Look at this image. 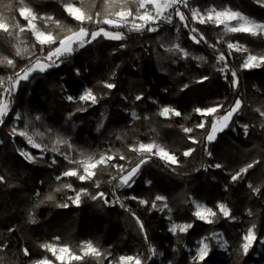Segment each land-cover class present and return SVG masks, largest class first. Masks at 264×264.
Here are the masks:
<instances>
[{
	"label": "trees",
	"instance_id": "obj_1",
	"mask_svg": "<svg viewBox=\"0 0 264 264\" xmlns=\"http://www.w3.org/2000/svg\"><path fill=\"white\" fill-rule=\"evenodd\" d=\"M71 3L84 7L94 18L96 12L101 13V18L105 15L104 0H84L83 5L80 0H25L38 15H50L62 25L77 29L78 22L64 10V5ZM7 5L12 6L11 13ZM20 6L19 0H0V11L15 15L24 26L27 22L19 16ZM132 7L135 10V6ZM212 7L231 8L264 22V7L256 0H189L187 8L181 7L189 18L188 28L173 14L172 24L162 23L157 32L120 29L125 39L108 40L101 36L78 49L59 67L34 73L28 81L20 83L11 110L0 125V176L4 177V182H0V264H35L45 256L53 258L41 247L49 243L67 245L80 254L81 244L86 241H91L102 255L69 264H109L117 262L120 256L137 255L144 264L160 261L192 264L186 247L215 232L222 235L226 247L222 250L210 240L215 253L213 264H264V248L259 251L255 246L247 256L241 250L242 236L252 224L256 225L257 236L264 238V117L256 111H264V67L251 71L240 67L249 53L264 55V37L225 33L223 26L191 20L190 9L199 8L203 12ZM36 23L41 30L52 31L54 35L66 34L52 22L47 26L42 20ZM84 26L90 31L108 28L92 23ZM193 27L196 33H191ZM200 34L204 40L199 44L190 38L196 35L199 39ZM20 40L24 41L21 47L28 46L34 56H16L17 41L0 33V57L15 61L14 68L6 62L0 63V77L4 79L0 92L8 86L9 76H14L35 56L46 55L48 50L45 48L41 53L39 45L31 48L35 41L30 31L21 33ZM237 41L248 52L232 51L229 55L227 43ZM176 43L188 52L187 58L165 50ZM221 52L228 65L224 72L219 70L223 63H217ZM231 70L237 72V87L231 84ZM203 77L208 79L198 82ZM104 82L115 84V88L106 89ZM89 88L98 97L95 105L78 101L82 91ZM69 95L77 99L70 102L66 99ZM137 95L143 98L137 101ZM237 98L242 101L241 109L233 116L229 127L219 133L214 142L208 143L205 136L213 117H202L194 110L222 104L224 107L217 113L222 115ZM161 106L174 108L181 116L161 117L158 114ZM84 108L87 110H77ZM132 112L138 119L132 117ZM17 113L21 119L14 124ZM36 116L41 119L36 120ZM201 120L206 122L205 129L196 127ZM25 125L29 134L42 145L32 151L34 162L19 154L18 150L27 145L26 139L11 135L13 127L24 129ZM243 125H248L247 135ZM184 128H192L193 132L185 133ZM37 132L42 135H34ZM57 136L66 139L71 148L64 144L56 146L59 151H53ZM189 136L200 142L192 143ZM140 143L164 147L177 157L178 164L169 166L152 155L141 166L131 187H118V182L112 180L118 170L111 165L131 167L147 157L148 154L142 156L129 150ZM189 148L194 151L185 157L183 152ZM64 154L73 160L87 156L98 159L102 154L113 155L115 159L108 167H98L92 179L80 181L76 177H62L67 169L79 167L70 164ZM120 155L125 159H119ZM254 161L259 162L237 181L231 180L240 168ZM216 164L222 167L215 168ZM65 184H71L72 189L63 188ZM249 184L258 187L260 192L254 193ZM57 188L60 191H56ZM82 188L87 189L89 195H82L77 206L68 198ZM100 192L105 193L110 203L91 199ZM49 195L52 200L46 199ZM158 195L166 200L157 201L153 208L152 202ZM193 198L217 211L211 218L212 223L193 216ZM141 200L148 203L141 204ZM65 203L68 207L58 206ZM218 203L230 209L231 217L219 213ZM137 219L143 224V231ZM186 223H194V228L186 233L169 231L172 224ZM150 246L160 255L159 259H149ZM24 249L28 250V255L24 254Z\"/></svg>",
	"mask_w": 264,
	"mask_h": 264
},
{
	"label": "snow or ice",
	"instance_id": "obj_2",
	"mask_svg": "<svg viewBox=\"0 0 264 264\" xmlns=\"http://www.w3.org/2000/svg\"><path fill=\"white\" fill-rule=\"evenodd\" d=\"M256 2L264 7V0H256ZM20 7L18 9L19 16L26 21V25L22 26L20 22L16 19L15 15H6L4 11H0V33L5 34L8 38L14 39L17 43L14 45L16 51L15 55L23 57L28 55L29 57L34 56V52L29 51L28 46L21 47L24 44V41L20 40V34L27 31H30L32 36L34 37L35 43L31 45L32 49H35L37 45L40 47L41 53L45 52V48H47L46 55L43 56H35V59H30V62L23 68H21L18 72L15 73L14 76H9L8 86L3 88V92H0V125L4 124V118L9 114L11 110V103L15 92L18 90V87L22 81H28L30 77L34 73H44L48 69L53 67H59L60 63H63L65 59L70 58L74 52L78 49L85 47L86 44L92 43L99 37H103L108 40H123L125 39V34L120 29H127L129 32H157L159 31V26L162 23L172 24L173 22V14L175 17H178L179 21L183 24L185 28L189 27L188 17L181 11V7L187 8L189 6V0H104L105 7V15L101 18V13L96 12L95 18L90 13V11L86 10L84 7H77L73 4H65L64 10L68 16H70L73 20L78 22V28L73 29L72 27H67L61 24V21L56 20L54 17L50 15H38L35 13L31 7L25 4V0H19ZM81 5L84 4V0H80ZM135 6V10H133L132 6ZM8 12L11 13L12 6L7 5ZM191 11V20L195 23L199 24H207L212 23L217 27L223 26V31L225 33H242L247 34L253 37L259 36L264 37V22H258L255 19L243 14L240 11L232 10L231 8H221L217 9L215 7L209 8L206 11H201L199 8H192ZM42 20L45 23V26L49 22L54 23L57 27L64 29L66 32L62 37L58 35H54L52 31H44L37 25L36 21ZM86 23H92L97 26L99 25H107L108 28L98 27L96 30L90 31L84 25ZM18 29V31H17ZM110 29H115L110 30ZM191 33H196V28H191ZM190 38L197 44H199L204 37L200 34L199 39H197L196 35H191ZM206 42V41H205ZM219 43V41H218ZM164 47V45H161ZM211 47H215L214 45H210ZM227 48L229 49V55H231L232 51L237 52H248V49L241 45L238 41L228 42ZM168 52L180 53L182 58L188 57V52L180 47L178 43L171 44L165 49ZM198 59L204 60V57H199ZM8 66L15 67V61L13 59H9L8 57H0V63H5ZM59 62V63H58ZM217 63H223V67L219 70L224 72L228 65L226 63V57L224 53H220L217 56ZM241 69L251 71L253 69H260L264 67V55H253L249 53L241 64ZM231 84L233 87H237L239 84V78L237 76L236 70H231ZM227 79V77H225ZM207 77L201 78L198 82H203L207 80ZM4 85V79L0 77V87ZM103 87L108 90L115 88V84L110 82H104ZM187 85H185V88ZM143 97L142 95H137L135 100L139 101ZM68 101H74L75 97L69 95L66 97ZM79 102H84L86 104L95 105L98 103V97L93 92L91 88L85 89L82 94L78 97ZM224 106L216 105L214 107H208L206 109L196 108L194 111L200 114L202 117L211 116L213 119L210 122V127L207 130L205 139L208 143H212L216 140L219 133L223 132L227 129L232 121V118L235 114L239 112L242 107V101L237 98L234 104L227 109L222 115H217V113ZM78 111H86L87 109H77ZM259 112L261 117H264V111L260 109H256ZM159 116L164 117L166 119H170L172 116H181V113L171 107L165 106L160 109ZM134 119H138L135 112L131 113ZM16 120H20V113L16 114ZM36 120H40V116H36ZM31 123V121H29ZM264 126V125H262ZM199 129H205L206 122L205 120H201L199 124L196 125ZM244 134H248V125H243ZM51 131V129H49ZM183 131L185 133L193 132L192 128H184ZM11 135L13 136H21L24 137L28 144L33 148H42V145L37 143L33 138V135H30L27 130V125H25L24 129H17L13 127L11 130ZM34 135H42L41 133H35ZM189 139L192 143H199L195 137L189 136ZM67 144L69 148H71V144L64 139L63 137L57 136L53 151H59V148L56 147L58 145ZM130 151L140 153L142 156L144 154H148L147 157L141 158L137 163H135L131 167H126L123 164H113L111 167L116 168L118 170V175L113 176L112 180L117 181L118 187L128 186L131 187L132 183H134V177L139 173L141 166L147 163V159L150 156L155 155L160 159L164 160L165 163L169 166L178 164L177 157L166 150L164 147L155 144V143H140L138 145L131 146ZM207 150V149H205ZM19 154L24 157L29 162H34L35 157L31 155L30 152L25 150H18ZM194 149L189 148L183 152L185 157L189 156ZM211 155V153H209ZM64 158L69 161L70 164L78 165L79 167H72L67 169L62 173V177H76L80 181H85L92 179L96 175V169L100 166L108 167L110 162L115 159L113 155L102 154L98 159H94L92 156H87L84 159L73 160L70 159L67 154H64ZM119 159L124 160L125 156L120 155ZM259 161H254L253 163H249L246 166L242 167L235 174L231 176V180L233 182L237 181L242 177L243 174H246L249 169L253 168L255 163ZM55 163V160H53ZM215 168H221L222 165L216 164ZM82 168V172L80 169ZM61 179V177H57V180ZM0 182H4V177L0 176ZM150 184L151 181H148ZM99 187V183L96 185ZM63 188L72 189L71 184H65L62 186ZM249 188H252L254 193H259L260 189L253 188L251 184L248 185ZM56 191H60V188H57ZM82 195H89L87 189H80L76 191L74 197H69L68 199L77 206H79ZM39 196V193H37ZM136 197H133L135 199ZM47 200H52L53 197L51 195L46 197ZM91 199H102L105 204L110 203V201L106 198L105 193L100 192L96 195H92ZM166 197L164 196H156L152 202V207L155 208L157 201H165ZM43 201H41L42 203ZM141 204H147L148 202L145 200L140 201ZM59 207H68V204L58 205ZM123 206V205H121ZM164 207H167V204H164ZM217 209L219 213L224 217H231L230 209L223 203L217 204ZM217 215V211H214L212 208L206 207L201 204H195V211L193 212V216L199 221H205L207 223H212L213 220L211 218ZM251 215V212H249ZM29 219L31 222H35L32 219L31 213H29ZM137 223L139 224L140 230L143 231V224L137 219ZM194 228V223H186V224H173L169 231L173 234L186 233L189 229ZM256 225L252 224L251 227L247 229L245 234L242 236L243 243L241 244L242 254L247 256L250 249L254 248L257 243L264 245V238L258 237L255 231ZM59 240V237L56 238ZM217 240L219 247H224V243L220 242L219 235L217 233H213L211 237H203L197 242V246L192 257V264H213V260L215 258V253L212 251V247L209 240ZM145 240H147V236L145 235ZM42 248L51 252V254L55 257L60 264H69L71 261H83L85 257H95L99 258L102 253L100 250L93 245L91 241H86L81 244L80 254H76L73 252L67 245L58 246L54 244H42ZM149 251L151 253V257L157 255L155 248L149 247ZM24 254L28 255V250L24 249ZM36 264H53V262L47 257L39 260ZM109 264H144V261L141 256H120L117 262H109Z\"/></svg>",
	"mask_w": 264,
	"mask_h": 264
},
{
	"label": "rangeland",
	"instance_id": "obj_3",
	"mask_svg": "<svg viewBox=\"0 0 264 264\" xmlns=\"http://www.w3.org/2000/svg\"><path fill=\"white\" fill-rule=\"evenodd\" d=\"M71 4H73V5H75L74 3H71ZM85 90V89H84ZM83 90V91H84ZM83 91H82V93H83ZM81 93V94H82ZM163 107H165V106H161V108H163ZM15 117H16V115H15ZM15 117H14V120H13V123L14 124H16L17 123V120L15 119ZM26 147L24 148V149H22V150H25V151H28V152H30L31 153V155H32V151L33 150H36V149H40V148H33L31 145H29L28 144V142H27V140H26ZM192 202H193V204H194V207H195V204H201V205H204L203 203H200V202H198V201H196L194 198L192 199ZM204 206H206V205H204ZM207 207V206H206ZM173 225V224H172ZM171 225V226H172ZM177 225H180V224H177ZM215 233H217L218 235H219V239H220V242L221 243H224L225 242V240H224V238L222 237V235L220 234V233H218V232H215ZM211 237V236H210ZM211 240V239H210ZM210 240L208 241L209 243H210ZM199 241V240H198ZM198 241H196V243L194 244V245H192V246H187L186 247V249H187V251L190 253V255L193 257V255H194V252H195V249H196V246H197V242ZM217 245H218V242H217V240H213ZM54 245H58V244H54ZM58 246H61V245H58ZM219 246V245H218ZM256 246V248L259 250V251H261L263 248H264V245H262V244H257V245H255ZM225 247H226V243H224V247H219L220 249H222V250H224L225 249ZM253 249V248H252ZM251 249V250H252ZM51 253V252H50ZM52 255V254H51ZM53 256V255H52ZM160 255L159 254H157V255H155V256H153V257H156V258H160L159 257ZM45 257H47L48 259H50L52 262H53V264H58V262L59 261H57L56 259H55V257L53 256V258L52 257H49V256H45ZM45 257H43V258H45ZM42 258V259H43ZM41 260V259H40ZM36 264V263H35ZM159 264H166V263H164V262H162V261H160V263Z\"/></svg>",
	"mask_w": 264,
	"mask_h": 264
}]
</instances>
